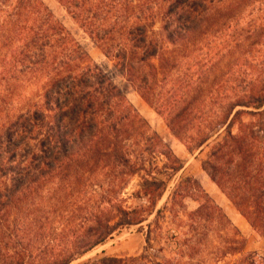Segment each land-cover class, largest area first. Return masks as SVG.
Masks as SVG:
<instances>
[{
	"label": "trees",
	"instance_id": "1",
	"mask_svg": "<svg viewBox=\"0 0 264 264\" xmlns=\"http://www.w3.org/2000/svg\"><path fill=\"white\" fill-rule=\"evenodd\" d=\"M58 1L115 73L95 63L42 0H0V264H71L143 222L121 204L133 177L157 203L168 187L160 176L182 168L117 75L195 148L225 127L203 167L264 235V127L254 121L262 114L238 109L264 107V86L233 71L241 41L226 31L243 0ZM184 183L197 182L183 180L174 201ZM221 211L204 203L193 215ZM144 234L150 247L152 230ZM226 243V256L244 251L243 239ZM256 259L247 254L238 264Z\"/></svg>",
	"mask_w": 264,
	"mask_h": 264
},
{
	"label": "rangeland",
	"instance_id": "2",
	"mask_svg": "<svg viewBox=\"0 0 264 264\" xmlns=\"http://www.w3.org/2000/svg\"><path fill=\"white\" fill-rule=\"evenodd\" d=\"M42 1L88 51L95 63L115 73L114 61L72 18L65 6L58 0ZM236 18L237 22H231L226 30L229 35L235 32L241 41L238 53L233 56L240 59V64L233 71H241L247 79L246 84L250 80H257L256 85L264 86V0H243L236 12ZM159 26L157 25V28ZM115 81L124 89L130 103L169 146L182 168L170 177L160 176L168 182V187L156 204L140 193L141 178L133 177L121 195V204L129 212L136 210L138 216L144 219L143 222L124 227L104 245L82 255L71 264H98V261L105 257L123 259V264H133L134 259L137 263L147 264L165 260L179 264H238L247 254H254L257 258L256 264H261L264 261V235L252 227L203 167L216 142L227 134L225 127L216 133L208 144L195 148L187 139L176 136L167 124L165 116L145 101L135 88L129 86L125 78L117 75ZM238 109L261 113L262 115L254 118V121L264 127V107L255 109L242 106ZM243 119L246 122L251 121L250 116L246 114ZM239 127L240 124L236 121L233 133L236 134ZM157 162L162 166L166 158L158 155ZM186 178H191L197 183H184L181 196L174 201L176 189ZM204 203L220 208L224 216L218 217L209 213L208 217L199 219L193 215ZM141 226L144 228L143 232L139 230ZM149 229L152 230L150 247L144 234ZM231 238L243 239L244 251L226 256V241ZM57 244L56 242L55 246ZM190 245H193L195 250H192Z\"/></svg>",
	"mask_w": 264,
	"mask_h": 264
}]
</instances>
